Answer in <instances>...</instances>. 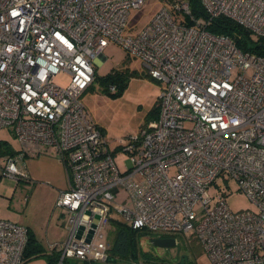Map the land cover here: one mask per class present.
I'll use <instances>...</instances> for the list:
<instances>
[{
    "label": "built area",
    "instance_id": "1",
    "mask_svg": "<svg viewBox=\"0 0 264 264\" xmlns=\"http://www.w3.org/2000/svg\"><path fill=\"white\" fill-rule=\"evenodd\" d=\"M144 2L0 0V129L12 126L21 143L0 153V176L30 181L26 157L49 154L63 163L68 187L55 205L67 215L68 233L47 243L60 254L57 264L107 261L109 202L131 229L190 232L210 264H264V56L207 30L226 16L264 36V0H200L202 18L185 0H161L148 24L124 34L129 10ZM109 42L162 82L158 117L119 145L131 162L123 171L80 100ZM60 72L70 76L64 87L53 82ZM219 175L235 180L253 208L233 211L225 192L210 196ZM27 240L26 226L0 219V264H23Z\"/></svg>",
    "mask_w": 264,
    "mask_h": 264
},
{
    "label": "rangeland",
    "instance_id": "2",
    "mask_svg": "<svg viewBox=\"0 0 264 264\" xmlns=\"http://www.w3.org/2000/svg\"><path fill=\"white\" fill-rule=\"evenodd\" d=\"M161 0H145L139 8L129 10L128 20L124 30L126 35L137 34L153 18L161 6ZM99 66L96 74L102 76L111 70L126 72L127 85L118 96H112L103 91L99 80L92 82L80 95V100L87 113L102 131L111 151H114V160L119 170H127L130 165L129 155L122 151L119 145L139 133L149 120L158 115L159 94L162 82L148 75L147 69L137 57L128 55L120 45L109 42L102 53L97 56ZM70 76L60 72L53 77V82L61 87L66 86ZM157 110V111H156ZM21 143L17 139L13 127L0 129V153H9L18 150ZM26 170L33 176L30 181H19L0 176V219L26 226L41 246L36 255H31L23 264H57L60 254L47 248L48 242H62L68 233L67 215L51 201L49 189L44 186H55L61 169L57 167V159L48 156L26 157ZM59 164V163H58ZM62 172L63 171V165ZM65 176V174H64ZM67 176V175H66ZM225 192L227 204L233 211L252 209V203L247 196L237 189L235 180L217 176L208 187V193L215 198L218 193ZM27 196V198H25ZM125 198V191L120 188L116 201ZM112 208V218L120 219ZM112 230L110 219L105 228V238L109 244L108 234ZM158 235L157 233H152ZM178 244L170 249L153 246L147 240L141 241L142 248L160 257V261L184 262L189 264H210L207 254L193 235L188 232L177 236ZM115 259L106 262H93V264H119V260H129L128 256L115 254ZM124 264V262H121ZM62 264H85V262L66 258Z\"/></svg>",
    "mask_w": 264,
    "mask_h": 264
},
{
    "label": "trees",
    "instance_id": "3",
    "mask_svg": "<svg viewBox=\"0 0 264 264\" xmlns=\"http://www.w3.org/2000/svg\"><path fill=\"white\" fill-rule=\"evenodd\" d=\"M171 2H177L181 0H169ZM190 7V13L194 18L206 17L205 11L201 5L200 0H185ZM187 24H193V20L190 17H185ZM209 32L215 34H224L231 37L236 46L242 51L254 53L256 55L264 56V36H254L248 29L241 26L234 20L226 17L219 16L211 21L207 26ZM126 72L121 70H111L102 76L95 75L94 81L99 80L103 91L112 96H118L122 93L127 85ZM93 81V82H94ZM111 84L116 85L115 91H110L109 86ZM157 111V110H156ZM159 112V107L158 111ZM158 117V115H156ZM155 117V119L157 118ZM154 120V119H153ZM112 230L108 234V259L107 261L114 260L115 254H121L124 257L128 256L129 260H119V264H189V261L177 262L173 261H160V257L152 254L150 251H146L142 248L141 239L149 237H163L153 235L145 230H134L127 226L123 221L111 218ZM177 239V236H174ZM41 250L40 244L35 239L33 233L28 229V240L24 249L23 259L24 262L29 259L31 255H36ZM88 264V263H85Z\"/></svg>",
    "mask_w": 264,
    "mask_h": 264
},
{
    "label": "crops",
    "instance_id": "4",
    "mask_svg": "<svg viewBox=\"0 0 264 264\" xmlns=\"http://www.w3.org/2000/svg\"><path fill=\"white\" fill-rule=\"evenodd\" d=\"M94 63H95V68L97 69V66H99V64H100L99 60H98V57L95 58ZM41 155L42 156H48L49 154H41ZM41 155H38L36 157H41ZM49 156L57 159L53 155H49ZM32 158H34V157H32ZM58 163H57V167L59 169H61L60 170L61 173L57 174V176H60V179L57 178V182L55 183L56 184L55 186H52V187L44 186V187H47L49 189V195H50L51 201H53V202L56 200L59 190L66 189L68 187V178L66 176L65 167H64V165H63V163L61 161H59ZM61 165H63V171H64L65 176H64V174L62 172V166ZM30 176H33V175H31V173H30L29 174V178H30Z\"/></svg>",
    "mask_w": 264,
    "mask_h": 264
},
{
    "label": "water",
    "instance_id": "5",
    "mask_svg": "<svg viewBox=\"0 0 264 264\" xmlns=\"http://www.w3.org/2000/svg\"><path fill=\"white\" fill-rule=\"evenodd\" d=\"M96 221V220H95ZM92 227H95V224H92ZM83 226H80L79 228V233L82 232ZM92 229L89 231L87 241L91 237L92 234ZM149 244H152L153 246L156 247H161L165 249H170L172 247H175L178 244V241L174 237H154L149 240H147Z\"/></svg>",
    "mask_w": 264,
    "mask_h": 264
},
{
    "label": "flooded vegetation",
    "instance_id": "6",
    "mask_svg": "<svg viewBox=\"0 0 264 264\" xmlns=\"http://www.w3.org/2000/svg\"><path fill=\"white\" fill-rule=\"evenodd\" d=\"M143 240H149V237L145 236L144 238L141 239V241H143Z\"/></svg>",
    "mask_w": 264,
    "mask_h": 264
}]
</instances>
